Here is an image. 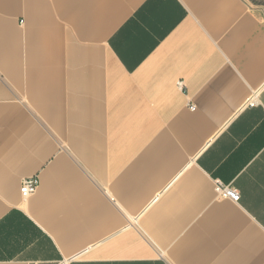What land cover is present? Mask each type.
Masks as SVG:
<instances>
[{"label":"crops","instance_id":"crops-1","mask_svg":"<svg viewBox=\"0 0 264 264\" xmlns=\"http://www.w3.org/2000/svg\"><path fill=\"white\" fill-rule=\"evenodd\" d=\"M0 264H264V6L0 0Z\"/></svg>","mask_w":264,"mask_h":264},{"label":"built area","instance_id":"built-area-1","mask_svg":"<svg viewBox=\"0 0 264 264\" xmlns=\"http://www.w3.org/2000/svg\"><path fill=\"white\" fill-rule=\"evenodd\" d=\"M178 86L182 87L183 82L178 81ZM254 104H255L254 102H250V106H253ZM190 108L194 110L195 106H190ZM37 186H38V180L36 176L26 177L21 181L20 192L22 196L27 197L36 191ZM214 190L219 197L229 198L234 201H237L240 197L237 190H235L234 188L230 186L223 185L220 182H217L215 184Z\"/></svg>","mask_w":264,"mask_h":264},{"label":"rangeland","instance_id":"rangeland-1","mask_svg":"<svg viewBox=\"0 0 264 264\" xmlns=\"http://www.w3.org/2000/svg\"><path fill=\"white\" fill-rule=\"evenodd\" d=\"M249 1L252 5H262L264 6V0H247Z\"/></svg>","mask_w":264,"mask_h":264}]
</instances>
